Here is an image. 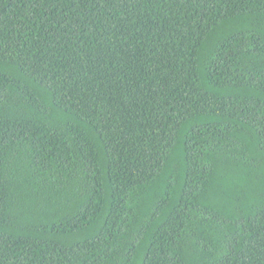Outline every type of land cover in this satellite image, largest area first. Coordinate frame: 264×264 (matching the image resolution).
I'll return each mask as SVG.
<instances>
[{
  "label": "trees",
  "instance_id": "obj_1",
  "mask_svg": "<svg viewBox=\"0 0 264 264\" xmlns=\"http://www.w3.org/2000/svg\"><path fill=\"white\" fill-rule=\"evenodd\" d=\"M0 264H264V0H0Z\"/></svg>",
  "mask_w": 264,
  "mask_h": 264
}]
</instances>
